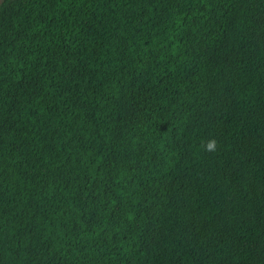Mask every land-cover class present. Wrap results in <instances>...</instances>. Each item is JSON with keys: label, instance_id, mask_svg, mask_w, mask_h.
<instances>
[{"label": "trees", "instance_id": "trees-1", "mask_svg": "<svg viewBox=\"0 0 264 264\" xmlns=\"http://www.w3.org/2000/svg\"><path fill=\"white\" fill-rule=\"evenodd\" d=\"M0 264H264V0H0Z\"/></svg>", "mask_w": 264, "mask_h": 264}, {"label": "clouds", "instance_id": "clouds-1", "mask_svg": "<svg viewBox=\"0 0 264 264\" xmlns=\"http://www.w3.org/2000/svg\"><path fill=\"white\" fill-rule=\"evenodd\" d=\"M212 145L210 144L209 147H211Z\"/></svg>", "mask_w": 264, "mask_h": 264}]
</instances>
